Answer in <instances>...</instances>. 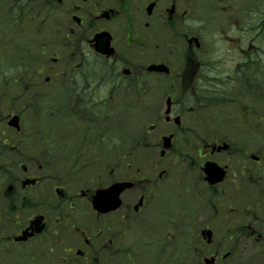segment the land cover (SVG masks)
I'll return each instance as SVG.
<instances>
[{
  "label": "flooded vegetation",
  "instance_id": "obj_1",
  "mask_svg": "<svg viewBox=\"0 0 264 264\" xmlns=\"http://www.w3.org/2000/svg\"><path fill=\"white\" fill-rule=\"evenodd\" d=\"M219 3L208 6L213 14ZM47 4L60 49L52 58L65 65L54 74L59 90H24L21 122L30 112L28 125L56 149L71 143L76 153L85 142L106 159L95 169L98 182L89 177L71 187L49 159L30 157L14 168L7 150L13 144L0 138V264H188L179 251L186 254L189 245L199 255L196 264H204L205 246L219 261L221 247L206 244L202 233L211 228L216 236L228 215L227 237L264 240V38H254L253 9L223 5L230 15L207 28L205 0ZM239 12L244 21L233 16ZM216 31L227 37L222 52L212 38ZM241 79L246 90H235ZM126 110L141 116L133 120L127 111L129 126L141 119L148 126L136 130V139L150 149L149 167L132 173L122 147L113 143L98 153L94 146L107 136L110 116L124 117ZM28 125L26 139L35 132ZM165 136L172 145L161 155ZM209 167L222 170L224 179L212 183ZM27 179L36 182L24 184ZM125 180L134 185L109 194ZM98 189L101 210L94 204Z\"/></svg>",
  "mask_w": 264,
  "mask_h": 264
},
{
  "label": "rangeland",
  "instance_id": "obj_2",
  "mask_svg": "<svg viewBox=\"0 0 264 264\" xmlns=\"http://www.w3.org/2000/svg\"><path fill=\"white\" fill-rule=\"evenodd\" d=\"M212 3V0H210ZM48 15V14H47ZM45 14V12H42V15H36V18L31 19L30 21H27V27H28V35H26L25 33H23V28L18 27L15 29V31L12 32V35H8V34H4L3 31H6L4 24H1L0 27L2 28V36L0 37V44L1 46L4 47L3 53L0 56V63L2 65H4L5 67H8V71H11V77L14 78L18 77V72H17V66L18 63L20 64L19 67V72L20 74L22 72H24V66H26L28 64V60H31V57H34L35 61L38 62H45V64H47L48 67H50V69H52L49 73L52 75L57 73L59 70L64 68V63L61 62H54L52 60V57L54 54V52L59 51V47L55 44V39L54 37H51V33L49 32L48 27L43 31V32H38L39 36H35L31 33V29L34 28L35 25V21L39 20V17L41 18H46V20L49 19V17ZM39 16V17H38ZM215 17V16H213ZM8 30L11 31V27H7ZM6 33V32H5ZM215 36H217V32L215 34ZM219 38L216 44V51H223L225 49H227V41L226 38L227 37H220V35L217 37ZM17 42H25L27 44H30L27 47H18L16 45ZM43 48V52L42 49ZM30 50H34V52L32 53V55H29L28 52ZM220 53V52H219ZM67 54V52L65 53V55ZM33 65V64H32ZM48 72V71H47ZM58 76V73L56 74ZM9 76V75H8ZM58 78V77H57ZM33 79L30 78L29 76H26L23 79V84L26 86L31 85ZM21 83L18 81H13L10 82L8 84H0V92L5 95V97L9 100L12 101L13 103L9 105V103L6 102V98L4 99V105L3 107H1L2 109V113L0 114V138L1 140L4 138H7V140H9L10 143L13 144V146L15 144H20L21 146L26 147L25 150L27 151H23L21 154L25 155V157H36L39 156L38 154H35L36 152H30L27 147H29L31 145L30 142H28V140L24 137H22L21 134H19L18 132H15L13 130V128L9 127L7 124V120H8V116L12 113H18L22 110L23 106H24V98L22 93V89L23 87L20 86ZM58 79L56 82L54 83H50L44 86V88L42 90H47V91H54V90H59L58 88ZM29 88V87H28ZM25 88V90H32V89H28ZM37 90V89H36ZM23 98V99H22ZM132 114V111H129ZM132 119L134 120L135 117L133 115ZM127 118L126 115L123 116H116L114 115V122L117 124H121L123 121H125ZM33 117L31 116L30 112H25L23 115V121H26L25 124L28 125V123H30L32 121ZM143 123V120H140L139 125H141ZM23 123V126L25 125ZM138 125V126H139ZM143 129H147V126H142ZM134 128H131L132 133ZM255 142H257L259 144L260 142V138L258 136L255 137L253 144H255ZM146 150L143 148L141 149V153L138 154L137 156H133V158H128L127 161H129V166H133V167H139V168H143L142 170L145 169V167H149V165L146 163L145 161V156H146ZM20 154H12L11 158H12V162L13 161H17L20 159L19 157ZM128 156V155H127ZM37 158V157H36ZM126 161V158H125ZM126 162H124L125 164ZM124 167L126 168L127 166L124 165ZM147 169V168H146ZM133 171H128V173H132ZM61 178L64 179L61 175ZM101 179V177H100ZM62 181V180H61ZM63 182V181H62ZM80 184H84V181L81 180L79 181ZM74 186V185H73ZM222 209L227 210L228 209V202H223L222 203ZM232 216L228 215L226 218H224L223 216H221L220 220L218 221L217 225H216V236H215V242L219 245V247L223 248V251L226 250H231V251H235L238 252L239 250H244L246 251V253L248 254H252L256 251H260L263 250L264 248H260L257 247V243L251 239V238H245V239H241V238H228L226 236L225 233V228L229 227L230 225H233L231 223V219ZM222 244V245H220ZM206 250H209L208 248H206ZM255 264H262L261 262V258H257L254 259ZM224 263V262H223ZM15 264V263H14ZM222 264V262H221Z\"/></svg>",
  "mask_w": 264,
  "mask_h": 264
},
{
  "label": "trees",
  "instance_id": "obj_3",
  "mask_svg": "<svg viewBox=\"0 0 264 264\" xmlns=\"http://www.w3.org/2000/svg\"><path fill=\"white\" fill-rule=\"evenodd\" d=\"M27 2L30 3V0H0V25L4 24L7 26H12L13 28L15 26H21L25 24L28 20H30V10L26 8ZM42 3L45 4V0H42ZM259 20L256 25L258 28V36L261 39L264 35V12L260 9L259 10ZM255 25V24H254ZM6 29V26H5ZM4 34L10 35V31L7 32L3 31ZM6 32V33H5ZM2 36V28L0 27V37ZM4 50V47L0 45V56L2 55ZM33 61L31 60V63ZM19 67L17 66V72H19ZM8 67H5L0 63V84H7L10 80V78L6 75L8 72ZM24 71L28 73H32V76L38 75L40 68L39 67H31L30 65L24 66ZM21 78L24 77L23 74L20 75ZM21 80V79H20ZM255 80H259V77H256ZM48 150H52V148H49ZM240 262H243V264H255V261L253 259H250L249 256L246 257V259H242ZM262 264H264V256L263 260H261Z\"/></svg>",
  "mask_w": 264,
  "mask_h": 264
},
{
  "label": "water",
  "instance_id": "obj_4",
  "mask_svg": "<svg viewBox=\"0 0 264 264\" xmlns=\"http://www.w3.org/2000/svg\"><path fill=\"white\" fill-rule=\"evenodd\" d=\"M9 123L11 125L19 128V118H18V116H15ZM165 144H166V146L169 144L168 143V139L166 140ZM121 185H124V183H121ZM208 264H210V262Z\"/></svg>",
  "mask_w": 264,
  "mask_h": 264
}]
</instances>
